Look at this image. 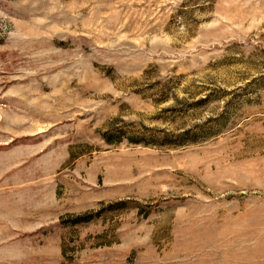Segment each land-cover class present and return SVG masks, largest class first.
Returning <instances> with one entry per match:
<instances>
[{"label":"rangeland","instance_id":"1","mask_svg":"<svg viewBox=\"0 0 264 264\" xmlns=\"http://www.w3.org/2000/svg\"><path fill=\"white\" fill-rule=\"evenodd\" d=\"M0 264H264V0H0Z\"/></svg>","mask_w":264,"mask_h":264},{"label":"trees","instance_id":"2","mask_svg":"<svg viewBox=\"0 0 264 264\" xmlns=\"http://www.w3.org/2000/svg\"><path fill=\"white\" fill-rule=\"evenodd\" d=\"M107 140H108V142H110V143H114V142H117V140H114V139H112V138H107Z\"/></svg>","mask_w":264,"mask_h":264}]
</instances>
